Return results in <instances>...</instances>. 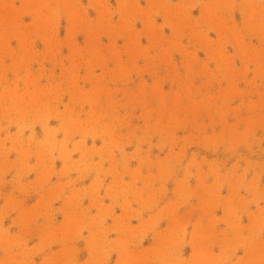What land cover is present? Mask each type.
<instances>
[{
	"label": "rangeland",
	"instance_id": "1",
	"mask_svg": "<svg viewBox=\"0 0 264 264\" xmlns=\"http://www.w3.org/2000/svg\"><path fill=\"white\" fill-rule=\"evenodd\" d=\"M0 264H264V0H0Z\"/></svg>",
	"mask_w": 264,
	"mask_h": 264
}]
</instances>
